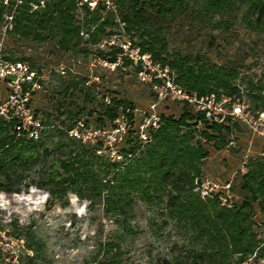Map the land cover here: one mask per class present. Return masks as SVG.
I'll use <instances>...</instances> for the list:
<instances>
[{
  "label": "trees",
  "instance_id": "16d2710c",
  "mask_svg": "<svg viewBox=\"0 0 264 264\" xmlns=\"http://www.w3.org/2000/svg\"><path fill=\"white\" fill-rule=\"evenodd\" d=\"M39 1L43 2L42 6L30 10L27 3L38 5ZM117 10L126 32L136 38L141 51L150 52L154 60L173 70L179 86L197 96L223 93L239 97L235 85L239 76L237 64L199 63L195 56L168 53L163 30L180 16H190L209 24L212 29H228L230 22L221 18L210 21L215 16L241 10L239 20L245 29L264 37V0H118ZM2 13L0 5V23ZM77 14L73 0H26L12 18V26L6 34L36 43L51 40L61 50H68L81 39L79 22L84 28L93 26L83 41L89 46L109 33L106 28H113L109 17L100 18L96 11L82 9L80 20ZM113 53L109 54L110 59ZM1 54L10 61H23L4 52ZM245 81L249 105L264 111V82ZM78 83L83 88L76 89ZM83 83V78L73 77L64 84L62 92L80 91L83 100L89 102L92 85L84 87ZM110 101V105L99 103L96 127L112 121L118 106H130L121 100L112 98ZM179 109L176 118L161 115V124L147 145L140 146L130 133L121 149L125 158L130 155L124 163L109 162L105 158L99 163L97 160L101 157L93 148L67 138L60 130L56 131L53 148L62 157H50L41 139L34 142L15 138L11 124L0 119V191L18 192L17 181L41 158L37 186L46 190L49 200H61L67 191H73L78 197L101 199L109 207L106 211L122 215L134 197L145 202L158 200L163 204L162 212L166 217L178 227L189 229L198 243V250L188 254L190 264L239 263L257 246L256 231L263 220L258 221L255 215L264 216V159H250L245 173L239 175L241 200L231 209L220 207L214 199H199L191 192V184L193 177L200 174L201 162L208 156L205 146L215 152L225 149L233 134L239 132L240 125L235 122L208 124L202 120V126L196 128L195 120L202 119V115L193 114L186 104ZM78 112L82 113L83 108ZM67 115L73 118L75 113ZM31 238L30 235L27 239ZM106 247L116 249L98 264H120L119 248L111 244ZM257 255L264 258V245L257 249Z\"/></svg>",
  "mask_w": 264,
  "mask_h": 264
},
{
  "label": "rangeland",
  "instance_id": "374dc122",
  "mask_svg": "<svg viewBox=\"0 0 264 264\" xmlns=\"http://www.w3.org/2000/svg\"><path fill=\"white\" fill-rule=\"evenodd\" d=\"M240 15L241 10H235L210 21L221 18L230 22L228 29H212L190 16H180L165 27L163 36L168 53L195 56L199 63L237 64V94L249 103L245 80L264 82V37L248 32L240 23ZM1 20L0 32L4 25ZM77 25L79 30L87 32L93 28H84L81 22ZM0 41L1 52L43 70L41 89L33 95L31 105L48 126L41 140L49 149L50 157H62L53 148L56 131L65 133L78 119L95 126L96 111L99 103L105 105L104 99L110 104L112 98L121 100L138 109L145 108L152 100L147 88L127 68L113 72L88 69L85 58L91 46L84 44L82 38L68 50H61L51 40L36 43L6 33L4 36L0 33ZM81 48L87 51H79ZM59 65L73 72L66 69L64 75H59L55 72ZM73 77L83 78L84 87L92 85L91 101L85 102L80 91L63 94L62 87ZM78 88L83 87L78 83ZM119 107L123 106H118L116 113ZM80 108L82 113L78 112ZM179 108L177 104L165 103L159 111L176 118ZM68 112H74L75 116L70 118ZM233 136L234 144L221 151L205 146L208 156L200 164V173L224 180L237 169L249 137L241 125ZM259 148V143L252 147L254 158ZM100 157L99 163L104 160ZM41 163V158H37L23 173L17 181L18 192L0 191V264H98L114 253L116 248L106 247L110 244L119 248L120 264H190L188 254L198 250L199 245L189 229L178 227L166 217L161 202H145L134 197L122 215L106 211L109 207L101 199L78 197L73 191H67L61 200H49L46 190L37 186ZM238 177L234 178L233 191L239 201ZM257 214L255 218L263 220L264 216ZM30 235L31 240L27 239Z\"/></svg>",
  "mask_w": 264,
  "mask_h": 264
},
{
  "label": "built area",
  "instance_id": "2783aa9c",
  "mask_svg": "<svg viewBox=\"0 0 264 264\" xmlns=\"http://www.w3.org/2000/svg\"><path fill=\"white\" fill-rule=\"evenodd\" d=\"M25 1L0 0L4 21L0 32L2 36L10 30L12 18L17 15ZM41 2L38 5L28 2L27 5L30 10H34L42 6ZM73 3L78 11L77 18H81L82 9L96 11L100 18L108 16L114 27L106 29L109 33L91 46V52L85 58L87 68L110 72L127 68L137 82L147 88L152 100L143 109L131 105L119 107L113 120L100 127L86 125L78 119L72 127L65 130L67 137L93 148L96 155L109 162L124 163L130 156L127 154L125 158L121 153L128 135L132 133L140 146L150 143L152 133L161 124L162 114L159 108L165 103L179 106L186 104L193 114H201L202 119L195 120L196 128H200L203 121L220 125L235 122L247 130L249 137L237 169L224 180L213 179L202 173L192 179V191L199 199H214L220 207L231 209L237 201L233 192L234 178L245 173L249 160L254 158L252 147L256 143L260 146L255 152L256 158L264 159V111L253 109L248 102L234 95L207 93L197 96L179 86L174 80L173 70L154 60L150 52H142L135 40L128 35L125 24L118 15V0H73ZM78 35L85 40L88 32L79 30ZM113 51V58L110 59L109 54ZM66 69L73 72L63 65H59L55 72L64 75ZM43 76L41 68H32L25 61L4 59L1 56L0 41V119L11 124L16 137L36 142L48 128L31 105L33 95L41 89ZM93 79L96 80L97 77ZM104 101L105 105L110 104L109 100ZM233 144L231 138L226 148ZM256 240L254 251L236 264H264V258L257 255V249L264 245V219L258 224Z\"/></svg>",
  "mask_w": 264,
  "mask_h": 264
}]
</instances>
